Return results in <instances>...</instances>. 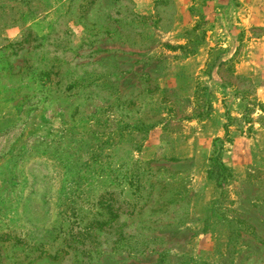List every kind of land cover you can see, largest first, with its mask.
I'll list each match as a JSON object with an SVG mask.
<instances>
[{
  "label": "rangeland",
  "instance_id": "374dc122",
  "mask_svg": "<svg viewBox=\"0 0 264 264\" xmlns=\"http://www.w3.org/2000/svg\"><path fill=\"white\" fill-rule=\"evenodd\" d=\"M25 37L0 264H264V0H0Z\"/></svg>",
  "mask_w": 264,
  "mask_h": 264
},
{
  "label": "trees",
  "instance_id": "16d2710c",
  "mask_svg": "<svg viewBox=\"0 0 264 264\" xmlns=\"http://www.w3.org/2000/svg\"><path fill=\"white\" fill-rule=\"evenodd\" d=\"M28 41V37H25L23 39H20L19 41H16L17 43H13V42H10L8 43V45H6L5 49L4 50H10L9 51V54H5V51H2V55H0V59L1 57H11V56H17L18 54V51L24 46V43H26ZM14 67L9 63L7 62L6 65H3L2 63H0V80H2V76H7L9 78L12 77V75H14ZM18 73V72H16ZM61 250H58L56 252H54L53 254H50V255H53V258L57 259L60 254Z\"/></svg>",
  "mask_w": 264,
  "mask_h": 264
}]
</instances>
